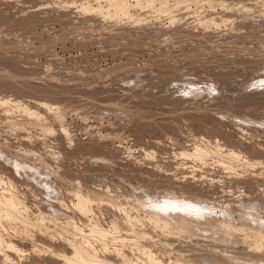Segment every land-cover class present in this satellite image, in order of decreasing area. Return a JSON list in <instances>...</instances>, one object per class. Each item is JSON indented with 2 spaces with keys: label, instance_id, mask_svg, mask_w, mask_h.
Segmentation results:
<instances>
[{
  "label": "rangeland",
  "instance_id": "obj_1",
  "mask_svg": "<svg viewBox=\"0 0 264 264\" xmlns=\"http://www.w3.org/2000/svg\"><path fill=\"white\" fill-rule=\"evenodd\" d=\"M146 2L0 0V97L9 98L0 100V190L10 187L4 175L19 182L22 196L12 210L23 213L12 212L10 221L26 223L27 231L18 228L11 235L19 245L28 244L16 249L2 243L3 264L68 263L63 253L72 252L71 241L78 239L67 217L80 201L74 188L127 196L137 207L123 211L145 220L164 203L170 211L178 205L188 216L203 214L202 221L214 215L239 224L256 216L264 228V0H152L145 7ZM118 4L127 12H117ZM14 104L23 111L11 109ZM203 135L210 137L214 154L188 160L182 153L193 152ZM231 147L240 150L237 160L248 156L254 165L245 171L237 166L238 173L221 167L215 152ZM60 190L67 193L62 199ZM111 209L102 210L98 221ZM132 219L119 214L106 225L124 244L108 249L138 259L126 245L146 223L130 234ZM1 221L10 222L0 216ZM195 229L165 235L150 228L152 233L137 238H146L143 245H151L157 257L163 252L166 264L176 255L220 264L258 253L245 249L242 234L214 242L210 238L218 234L209 238L206 229ZM152 234L157 243L168 241L174 254L166 243H150ZM263 253L264 247L258 254ZM242 263L255 264L237 262Z\"/></svg>",
  "mask_w": 264,
  "mask_h": 264
},
{
  "label": "bare ground",
  "instance_id": "obj_2",
  "mask_svg": "<svg viewBox=\"0 0 264 264\" xmlns=\"http://www.w3.org/2000/svg\"><path fill=\"white\" fill-rule=\"evenodd\" d=\"M116 3V2H115ZM114 3V4H115ZM120 3V2H119ZM123 3V2H122ZM164 3V2H163ZM117 4V3H116ZM151 4H152V0H147V2L145 3V7L147 6H151ZM165 4V3H164ZM163 5V4H162ZM164 6V5H163ZM166 6V5H165ZM115 7H116V10H117V12H123V13H126L127 12V6H125V5H123V4H118V5H115ZM160 7H162V6H160ZM160 7L158 8L159 9V12H160V10H162V9H160ZM167 7V6H166ZM165 8V7H164ZM157 9V8H156ZM157 9V10H158ZM167 10V9H166ZM164 11V10H163ZM169 11V10H168ZM170 11H171V9H170ZM213 19V18H212ZM210 20V19H209ZM213 21V20H212ZM118 68V67H117ZM224 88V87H223ZM29 90V89H28ZM259 94V93H258ZM248 95V94H247ZM243 96V95H242ZM263 96V95H262ZM58 98V97H57ZM248 99V98H247ZM0 100H3V102H8L9 101V98L7 97L6 98V96L5 97H0ZM57 100V99H56ZM249 100V99H248ZM260 100V99H259ZM48 101V100H47ZM231 101V100H230ZM223 102V101H222ZM257 102V101H256ZM230 103H232V102H230ZM260 103V102H259ZM238 104V103H237ZM255 104V103H254ZM262 104V103H261ZM251 105H253V104H251ZM250 105V106H251ZM259 105V104H258ZM261 106V105H260ZM21 106H20V104H14L12 107H11V109H13V110H15L16 112L17 111H19L20 109V112L21 111H23V109H22V107L20 108ZM222 107V106H221ZM247 107V106H246ZM252 107V106H251ZM10 108V107H9ZM9 110L8 109V112H10V111H12V110ZM17 109H19V110H17ZM241 109V108H240ZM24 111H26V112H28L29 114H30V112H31V114L33 113V114H36V112H34V111H31L30 109H29V107L27 108L26 107V110H24ZM222 111V110H221ZM237 111V110H236ZM19 112V113H20ZM245 112V111H244ZM252 116V115H251ZM217 117V116H216ZM204 121V120H203ZM206 122V121H205ZM211 122V121H210ZM45 130H49V131H52V128H51V130H50V128H45ZM63 131V134L65 135L66 134V137H67V130L65 131V129H63L62 130ZM52 132H54V131H52ZM52 132H50V135L49 136H52L51 135V133ZM48 134H49V132H47ZM201 134H203V131H202V133ZM206 135V134H205ZM205 135H203L201 138L203 139V137H204V140H200V141H198L199 140V137H197L198 138V142H196V143H194V151L193 152H186V153H182V154H185L186 156H187V158L188 157H192V158H204L205 156H207V155H210L211 154V152L213 153L214 151H213V149L211 148L212 146H211V144H212V141H211V139H207V136L205 137ZM196 138V137H195ZM48 139V138H47ZM213 139V138H212ZM240 139V138H239ZM48 140H50V139H48ZM55 140V139H54ZM238 141V140H237ZM52 142V141H51ZM215 142V141H214ZM240 144H242L240 141H238ZM237 142V143H238ZM236 144V143H235ZM240 144H238V145H240ZM213 145V144H212ZM236 146V145H235ZM243 146V145H242ZM237 147V146H236ZM236 147H231V148H226L227 150L225 151L224 150V153H222L223 152V149H222V152H215L216 154H218V156H216L218 159V163L220 164V166H221V164L223 165V166H225L226 167V169H228L229 168V170L230 171H232V169H235V167H236V172H237V166H239V171H241L240 170V168H242L243 170L242 171H245V169H247L246 167H248V166H253L254 165V160H252L253 158H248V156H246L247 158L245 159V158H242V160L240 161V159H236V157H238L239 156V151L240 150H238V148H236ZM215 148V147H214ZM239 148H241L240 146H239ZM39 149V148H38ZM149 149V148H148ZM44 150V149H43ZM151 150V149H150ZM217 150V149H216ZM219 150V149H218ZM184 152V151H183ZM221 153V154H220ZM41 154V153H40ZM214 154V153H213ZM238 154V155H237ZM241 155V154H240ZM184 156V155H183ZM185 156V157H186ZM44 157V156H43ZM176 158H180V157H176ZM182 158V157H181ZM180 158V159H181ZM196 158V159H197ZM21 159V158H20ZM40 159V158H39ZM43 159V158H42ZM245 159V160H244ZM25 161H26V159H24ZM43 160H45V159H43ZM187 160V159H186ZM188 160H189V158H188ZM187 160V161H188ZM192 159H190V161H191ZM197 160H199V159H197ZM197 160H196V162H197ZM28 161V160H27ZM184 161V160H183ZM189 161V162H190ZM44 162H46V160L44 161ZM193 163H194V161H192ZM195 162V163H196ZM203 162H206V161H203ZM190 164V165H192L193 167H196V165L195 164ZM217 163V162H216ZM20 164V163H19ZM23 164V163H22ZM41 164V163H40ZM43 164V163H42ZM197 164V163H196ZM218 164V165H219ZM256 164H257V162H256ZM33 165V164H32ZM189 165V166H190ZM178 166V168H179V165H177ZM186 166V165H185ZM198 166V165H197ZM23 167H24V165H23ZM37 167V166H36ZM183 167V166H182ZM222 167V166H221ZM192 168V167H191ZM22 169V168H21ZM178 170V169H177ZM185 170V169H184ZM186 171H187V168H186ZM22 172H24V171H22ZM191 172V171H190ZM207 172V171H206ZM233 172V171H232ZM234 172H235V170H234ZM16 173V172H15ZM194 173V172H193ZM203 173V172H202ZM205 173V172H204ZM208 173V172H207ZM238 173V172H237ZM240 173V172H239ZM259 173V172H258ZM3 174H5V172H3ZM8 174V173H7ZM19 174V173H18ZM21 174V173H20ZM25 174V173H24ZM176 175H178V174H174V178H173V180L176 178ZM233 175V174H232ZM186 177H188V175L186 176ZM189 178V177H188ZM230 178V177H229ZM18 179V178H17ZM178 179H180V178H178ZM211 179V178H210ZM3 180H6V182H8V184H9V188H4V192H1V190H0V216L1 217H4L5 219H8V221H10L11 220V218L13 217V216H15V214H16V212L18 213V214H20V213H23V212H20V210H17L16 212L15 211H13L12 209H14L13 207H14V204H15V201L17 200V197L19 196V197H21L22 196V194H21V192H19V190H20V188L18 187V184L17 183H19V182H16V179L14 178V176H12V174L11 175H9L8 177H7V175L5 176H3V178H2V181ZM176 180V179H175ZM239 180V179H238ZM237 180V181H238ZM180 181V180H179ZM212 181V180H211ZM27 182V181H26ZM170 182V181H169ZM214 182V181H213ZM41 183V182H40ZM63 183V182H62ZM64 183H66V182H64ZM63 183V185H66V184H64ZM189 184V183H188ZM193 184V183H192ZM242 184V183H241ZM237 185V184H236ZM28 186H30V185H28ZM32 186V185H31ZM171 186V185H170ZM223 187V186H222ZM102 189V188H101ZM30 190H31V188H30ZM99 190V189H98ZM98 190H89V191H84V190H80V189H78V188H74V195H76L78 198H79V202L78 203H75V204H73L72 205V207H71V211H69V215L67 216L68 218H70L71 220V227H72V230H71V232L74 234V235H77V237H78V239H75V238H73V240L71 241V245H72V252H64L63 253V259H65V261H67L68 263L67 264H131L132 262L134 263V264H136L137 262V264H139V263H141V264H166V263H164V262H162L163 260H162V255H163V257H164V254H163V252H162V255L161 256H159V257H157L156 255V253L154 252V250H152L151 249V245H149L150 246V248H147V247H149V246H147V245H143V243L145 244V241H146V238H143L144 239V241H140L137 237L138 236H140V235H142L143 233H148L149 234V230H150V228L152 229V230H156L157 232H158V234L160 233V234H165V235H169L170 233L171 234H176V233H178V232H180V231H182V229H190V230H193V231H195V232H197V230L195 229L196 227H199V230L202 232V231H204V229H206L205 231L206 232H209L210 234H208V233H206L207 234V236H209V235H211V233H212V231H216V230H213V228L215 227L216 228V226H217V228L216 229H218L217 230V232L215 233V234H218V238H214L213 236L211 237V236H209V238L210 239H215L214 240V242L215 241H218L217 239H219V237L220 236H223V238H225L226 236L228 237V235H230V237H232L233 235H237L238 233L242 236H240V239H244V242H245V249L247 250V251H254V252H258V253H260L261 254V251L263 250V247H264V228L262 229L261 227H260V225H259V222H258V220L260 219H256L255 217L253 218L252 217V215H251V217L252 218H250V220H248V221H242V222H240L239 224H237V223H235V222H233L232 220H231V218L230 217H228V218H226V219H224L223 221H220V220H218L214 215H209L208 217H207V219H205V220H203L202 221V219L200 220L199 218H198V216H200V215H203V214H192L193 216H188V212L186 213V214H184L183 213V209L185 208V207H180V206H178L177 204V206H175V207H178V208H175V209H173V211H170L171 209H169V208H164V203H161L160 204V206H162L161 207V209L159 208H156V209H158V210H154V212L153 213H151L150 214V217L147 219V220H145V219H143L139 214L140 213H138V212H136L135 211V213L134 212H132V211H127L126 210V212L125 211H123V209H125L126 207H129V206H133V207H137V205L136 204H134V203H132V204H128V203H131V202H133L132 200H130V202H129V198H127V196H124V197H126L125 199H118L117 198V196H113V197H109L108 195H107V192H105V190H103L102 189V191H98ZM7 191H11V194L13 195V196H10V195H7ZM61 191V193H60V195H59V193H58V199H62L63 198V196H65V195H67V193H65L64 191H62V190H60ZM59 191V192H60ZM174 192V191H173ZM171 193H172V191H171ZM174 193H176V192H174ZM178 195V194H177ZM171 196V195H170ZM16 197V198H15ZM123 197V198H124ZM164 197H165V195H164ZM181 197V196H180ZM197 197V196H196ZM195 197V198H196ZM173 198V197H172ZM192 198V197H191ZM202 198V197H201ZM2 199V200H1ZM57 199V200H58ZM174 199V198H173ZM199 199V198H198ZM4 200H6V201H4ZM151 200V199H150ZM169 200V199H168ZM175 200V199H174ZM183 200V199H182ZM196 200H197V198H196ZM154 201V200H153ZM173 201V200H172ZM178 201V200H177ZM176 201V202H177ZM189 201V200H188ZM210 201V200H209ZM155 202V201H154ZM164 202V201H163ZM175 202V201H174ZM178 202H180V201H178ZM191 202V201H190ZM197 202V201H196ZM204 202V201H203ZM207 202V201H206ZM146 204H148L147 203V201H146ZM154 204V203H153ZM152 204V205H153ZM165 204H167L168 205V203H165ZM170 204V203H169ZM143 205V204H142ZM184 204H182L181 203V206H183ZM197 205H199V204H197ZM139 206V205H138ZM149 206V205H148ZM154 206V205H153ZM155 206H156V204H155ZM171 205H168V207H170ZM109 207V208H108ZM111 207H113L114 208V210L115 211H112L113 209H111V215L110 216H108V217H106V219L105 220H102V222L99 220L98 221V215H101L102 214V210L104 211V210H107V211H110V208ZM150 207V206H149ZM172 207V206H171ZM170 207V208H171ZM190 207V206H189ZM109 210H108V209ZM152 208V207H151ZM249 208V207H248ZM16 209H18V208H16ZM167 209H169V210H167ZM225 209V208H224ZM15 210V209H14ZM150 210V209H149ZM72 211H74L75 213H73ZM106 211V212H107ZM150 211V212H151ZM197 211V210H196ZM195 211V213H197ZM227 211V210H226ZM12 212H14L15 214L14 215H12L13 213ZM72 213V214H71ZM77 213V215H76V217H74V215ZM202 213V212H201ZM205 213V212H204ZM207 213V212H206ZM227 213H228V211H227ZM226 213V214H227ZM18 214H17V216H18ZM71 214V215H70ZM74 214V215H73ZM120 214V216H123V215H125V217H131V216H133V219H132V221H131V226H130V228H129V233L131 234L132 232H130V231H135V229L133 228L135 225H143V222H144V224L146 223V228L144 227V228H142V226L140 227V228H138V230H136L135 232H138L139 233V235L137 236V237H130L129 238V240H128V242L127 243H129V242H131V244H128V245H126L127 246V248H128V246H131V247H129L128 249L130 250L129 251V254L131 255V253L133 252V254H137V256H139V258H140V260H141V262L140 261H138L139 260V258L138 259H135L136 257H134V258H132L131 257V259H129L130 258V256H129V258H127V257H125V255L124 256H121V257H119L118 256V254H120L119 252L121 251H119V252H116V253H118L117 255L116 254H114L113 253V251L111 250V249H108L110 246H111V244H112V249L114 248L115 250H117V248H120L119 246H116L115 247V245H124L123 243L122 244H120V243H117V242H120V240H121V242H123L122 241V239H120V238H117L116 236H114L113 234H112V230L111 229H109V228H107V226L106 225H108V224H111V223H114V221L118 218V215ZM251 214H253L252 212H251ZM195 215V216H194ZM250 215V214H249ZM258 215V214H257ZM207 216V215H206ZM16 217V216H15ZM14 217V218H15ZM261 217V216H260ZM14 218H12V219H14ZM74 218H76V219H78V220H75V221H73L74 220ZM187 218H194L193 220H191V221H189ZM84 219H87V221H86V223L85 224H83L82 223V221H84ZM246 219V218H245ZM253 219H256L257 221H254ZM261 219H264L263 217L261 218ZM144 220V221H143ZM260 221V220H259ZM263 221L264 220H262V222H260V224H263ZM3 224H1L0 226L2 227L1 228V231H2V233H1V231H0V245L2 244V243H5V244H7L8 246H12V247H14V248H16V249H22V247L24 246L25 247V245H26V242H24L25 244L23 245L22 244V242H21V244L23 245H19L20 243H18V240L19 239H17V237L16 238H12V235H11V233H15V235H17V231H18V228L20 229L19 231H18V233L19 232H21V231H27L26 230V228H25V226H26V223L25 224H21V225H17V223H16V221H13L12 220V222L10 221V222H8V223H4L3 221H1ZM255 222H258L257 224L258 225H256V223L254 224ZM190 223H193V224H190ZM201 223H203V224H201ZM205 223V224H204ZM214 224V225H213ZM199 225V226H198ZM202 225V227H200ZM204 225V226H203ZM208 225V226H207ZM214 227H213V226ZM226 226V227H223V226ZM212 226V228H210ZM148 227H150L149 229H148ZM263 227H264V225H263ZM133 228V229H132ZM225 228H227V229H225ZM17 230V231H16ZM150 232H151V230H150ZM153 232V231H152ZM151 232V233H152ZM199 232V231H198ZM27 233V232H26ZM5 234H10L9 236H5ZM147 234V235H148ZM154 234V233H153ZM153 234H152V236L150 235L149 237H151V238H147V240H149V239H151L150 240V243L153 241V242H156L157 243V240L154 238V236H153ZM156 234V233H155ZM157 234V235H158ZM206 234H204V235H206ZM215 234H213L212 233V235H215ZM21 235V234H20ZM23 235H25V234H23ZM146 235V234H145ZM157 235H155V236H157ZM224 235H226L225 237H224ZM232 235V236H231ZM4 236H5V238H4ZM15 237V236H14ZM21 237V236H20ZM19 237V238H20ZM140 237H143V235L142 236H140ZM145 237V236H144ZM146 237H148V236H146ZM10 238V239H9ZM223 238H221L220 237V241L223 239ZM12 239H14L15 241L17 240V243H15V241H13ZM142 239V238H141ZM154 239V240H153ZM212 239V240H213ZM233 239V238H232ZM239 239V240H240ZM127 239H125V241H126ZM156 240V241H155ZM162 240H165V239H162ZM212 240H210V241H212ZM227 241L229 240V239H226ZM226 240H223V241H225L226 242ZM96 241V242H95ZM117 241V242H116ZM209 241V242H210ZM19 242H20V240H19ZM84 242H89V244H84ZM111 242V243H110ZM141 242V243H140ZM152 242V243H153ZM235 242V241H234ZM90 243H92V244H90ZM94 243H95V245H96V243H98V245H96V246H94ZM155 243V244H156ZM158 243H159V241H158ZM157 243V244H158ZM161 243H166V241H161ZM161 243H159V245H161ZM212 243H213V241H212ZM222 243V242H221ZM224 243V242H223ZM126 244V243H125ZM210 244V243H209ZM243 244V243H242ZM28 245V244H27ZM27 245H26V247H27ZM113 245H114V247H113ZM152 245H154V244H152ZM166 245H168V246H170V254L172 253V255L174 254V248L173 247H171V245L170 244H168V241H167V243H166ZM30 246V245H29ZM28 246V247H29ZM90 246H92V248L94 247V249H92ZM147 246V247H146ZM158 246V245H157ZM163 247H167V246H165V244L164 245H162ZM212 246H213V248H215L214 247V245L212 244ZM212 246L211 245H209L208 247H211L212 248ZM218 246V245H217ZM216 246V247H217ZM229 247V246H228ZM111 248V247H110ZM155 248V247H154ZM162 248V247H161ZM168 248V247H167ZM89 249H92V250H89ZM107 249H108V252H107V254H106V252H103V253H100V252H102L103 250H106L107 251ZM128 249H125L126 250V254H128L127 253V250ZM135 249V253H134V251H131V250H134ZM224 249H226L227 250V246H226V248H224ZM262 249V250H261ZM99 250H101L100 252H99ZM112 251V255L111 254H109V252L110 251ZM125 250H123V251H125ZM166 250V249H165ZM244 250V249H243ZM223 251H225V250H223ZM165 252V251H164ZM232 252V251H231ZM251 252V253H252ZM229 253V252H228ZM258 253H256V254H253L254 256H251V259H249L248 258V256L250 255H248V253L245 255V256H236V258H238V260L237 261H235L234 260V258L233 259H230V260H232V261H234V262H230V260H229V262H225V263H220V264H237V262L239 261V259H242V262H243V260H252V261H254V263L255 264H264V256H261V255H259ZM123 254H125V253H123ZM166 254V253H165ZM264 254V253H263ZM115 255V256H114ZM121 255V254H120ZM169 255V254H168ZM226 255V254H225ZM232 255V254H231ZM62 256V255H61ZM123 257V258H122ZM197 257V256H196ZM195 257V258H196ZM201 257V256H200ZM206 258V257H205ZM213 258V257H212ZM231 258V257H230ZM133 259H135V260H137V262H135ZM171 259H172V261H170L168 264H176V262L177 261H184L185 263L184 264H199V263H201V259H190L189 261H187L184 257H180V255H176L175 257L173 256V257H171ZM209 259V257H207V260ZM204 260H206V259H204ZM210 260H211V258H210ZM197 261H199V263L197 262ZM214 261V260H213ZM217 261V260H216ZM3 260L0 258V264H3ZM197 262V263H196ZM207 262V261H206ZM132 263V264H133ZM214 263V262H213ZM204 264V263H203ZM206 264V263H205ZM215 264V263H214ZM216 264H219V262H217ZM243 264V263H242ZM248 264V263H247ZM249 264H251V263H249Z\"/></svg>",
  "mask_w": 264,
  "mask_h": 264
}]
</instances>
